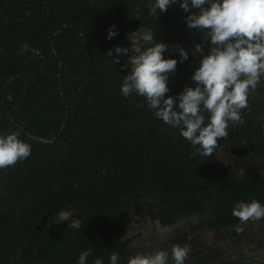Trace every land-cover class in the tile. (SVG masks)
<instances>
[{"label": "trees", "instance_id": "1", "mask_svg": "<svg viewBox=\"0 0 264 264\" xmlns=\"http://www.w3.org/2000/svg\"><path fill=\"white\" fill-rule=\"evenodd\" d=\"M154 2L0 0V135L18 132L32 146L29 158L0 170V264H77L84 251L86 264H110L112 252L128 264L142 254L145 229L130 230L143 216L174 231L158 249L189 246L185 264H264V219L240 225L232 215L241 201L264 204V77L241 122L202 156L145 97L121 92L131 66L123 67L127 55L114 63V50L130 55L132 33L150 30L169 45L165 59L178 60L173 97L194 86L211 47L187 27L199 13L191 0L189 12L178 0L150 16Z\"/></svg>", "mask_w": 264, "mask_h": 264}, {"label": "clouds", "instance_id": "2", "mask_svg": "<svg viewBox=\"0 0 264 264\" xmlns=\"http://www.w3.org/2000/svg\"><path fill=\"white\" fill-rule=\"evenodd\" d=\"M178 0H155L148 15L156 16L157 10L166 13L177 5ZM184 12L190 11L189 0H179ZM207 5V7H206ZM191 8L199 13L187 16L189 29H199L210 41L208 54L203 55L199 67L190 77L193 87H185L178 97L168 96L170 77L177 71V59H165L169 45L154 43L150 30L141 29L132 33L131 54L129 48L117 47L120 56L127 55L123 65H130L124 76L121 92L125 98L133 93L143 96L154 110L156 118L172 128L194 146L202 156H211L220 139H226L230 124H238L242 111L249 106V94L264 77V0H191ZM113 25L108 30V39L118 35ZM142 42V43H141ZM28 51L30 45L23 44ZM196 53H203L204 45H195ZM180 61L189 59V52L179 48ZM113 53L110 51L108 56ZM177 100L179 101L177 106ZM208 122L205 124V115ZM32 154V146L20 139L18 132L0 135V170L14 167ZM240 225L264 219V204L258 200L239 202L232 211ZM237 232H243L239 225ZM188 245L173 244L170 252L158 249L144 255L137 254L128 264H185L189 257ZM90 251H84L77 264H86ZM110 264H118L119 253L112 252ZM93 264H103L99 258Z\"/></svg>", "mask_w": 264, "mask_h": 264}, {"label": "rangeland", "instance_id": "3", "mask_svg": "<svg viewBox=\"0 0 264 264\" xmlns=\"http://www.w3.org/2000/svg\"><path fill=\"white\" fill-rule=\"evenodd\" d=\"M204 219L201 218V220ZM144 228L145 231L143 233V244L140 246V251L144 255H148L153 253L155 250L159 248V246L162 244V241H167L173 236V230H164L159 228L155 225H149L147 222L146 216H143L140 220V222L134 227V229H131L130 235H132L136 228ZM242 246L244 243H240Z\"/></svg>", "mask_w": 264, "mask_h": 264}]
</instances>
